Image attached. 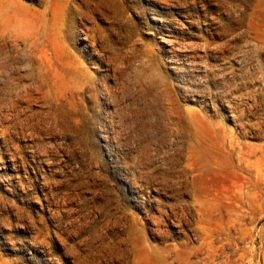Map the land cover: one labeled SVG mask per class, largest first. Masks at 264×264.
Returning <instances> with one entry per match:
<instances>
[{"label": "rangeland", "instance_id": "1", "mask_svg": "<svg viewBox=\"0 0 264 264\" xmlns=\"http://www.w3.org/2000/svg\"><path fill=\"white\" fill-rule=\"evenodd\" d=\"M262 39L264 0H0V264H264Z\"/></svg>", "mask_w": 264, "mask_h": 264}, {"label": "bare ground", "instance_id": "2", "mask_svg": "<svg viewBox=\"0 0 264 264\" xmlns=\"http://www.w3.org/2000/svg\"><path fill=\"white\" fill-rule=\"evenodd\" d=\"M18 38H19V36L17 37V39H18ZM27 40H28V39H27ZM11 43H12V42H11ZM29 44H30V45H29V48H30V49H34L33 47L35 46V43L30 42ZM257 49H260V52H261V51H264V39L260 40V43L257 45ZM33 52H34V50H32V57H33V58H37L38 55H36V53H35V52L33 53ZM42 57H43V56H42ZM0 58H1V57H0ZM257 60H258V59H257ZM51 65H53V61L51 62ZM47 66H48V65H47ZM249 68H250V67H249ZM1 72H2V70H1ZM39 73H41V72H39ZM35 76H36V77H40V79H41L40 82H39L40 85H39L38 83H37V84L39 85L38 88L43 90V86H44V82H45V78H43L44 76H42V73H41V76H37V74H36ZM262 77H263V76H262ZM37 82H38V81H37ZM46 84H47V82H45V85H46ZM42 85H43V86H42ZM50 93H51V92H50ZM50 93H49V94H50ZM49 96H50V95H49ZM260 101H261V100H260ZM0 110H1V108H0ZM232 115H233V114H232ZM230 143H231V145L233 146L236 142L233 141V140H231ZM241 153H244V149H243V148L241 149ZM245 153H246V152H245ZM245 153H244V154H245ZM247 153H248V152H247ZM244 154H242L241 157H243ZM248 156H249V153H248ZM248 158H249V157H248ZM252 158H253V157H252ZM250 159H251V158H250ZM250 159H247V160H250ZM250 161H251V160H250ZM249 164H250V163H249Z\"/></svg>", "mask_w": 264, "mask_h": 264}]
</instances>
